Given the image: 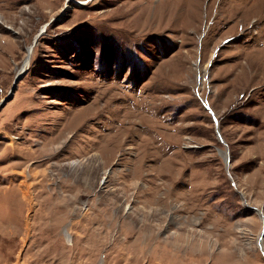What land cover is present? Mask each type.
I'll list each match as a JSON object with an SVG mask.
<instances>
[{"label":"rangeland","instance_id":"374dc122","mask_svg":"<svg viewBox=\"0 0 264 264\" xmlns=\"http://www.w3.org/2000/svg\"><path fill=\"white\" fill-rule=\"evenodd\" d=\"M0 105V264H264V0H0Z\"/></svg>","mask_w":264,"mask_h":264},{"label":"water","instance_id":"95a60500","mask_svg":"<svg viewBox=\"0 0 264 264\" xmlns=\"http://www.w3.org/2000/svg\"><path fill=\"white\" fill-rule=\"evenodd\" d=\"M16 82H18V80H17ZM12 91H15V89H13ZM9 99H10V97H9L8 99H6V101H5L4 103L8 102ZM3 105H4V104H3ZM3 105H0V109L2 108Z\"/></svg>","mask_w":264,"mask_h":264},{"label":"bare ground","instance_id":"6f19581e","mask_svg":"<svg viewBox=\"0 0 264 264\" xmlns=\"http://www.w3.org/2000/svg\"><path fill=\"white\" fill-rule=\"evenodd\" d=\"M30 50H28V53H29ZM69 239V238H68Z\"/></svg>","mask_w":264,"mask_h":264}]
</instances>
